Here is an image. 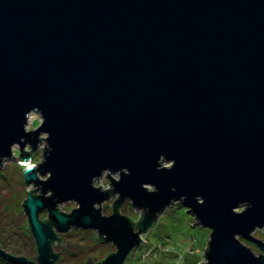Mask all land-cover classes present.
I'll list each match as a JSON object with an SVG mask.
<instances>
[{
	"label": "water",
	"instance_id": "water-1",
	"mask_svg": "<svg viewBox=\"0 0 264 264\" xmlns=\"http://www.w3.org/2000/svg\"><path fill=\"white\" fill-rule=\"evenodd\" d=\"M39 144L21 203L36 264L57 262L51 244L71 227L115 247L103 264H124L147 232L125 201L147 222L189 208L210 230L200 264H264L251 236L264 229V0H0V168ZM104 173L107 191L94 186Z\"/></svg>",
	"mask_w": 264,
	"mask_h": 264
},
{
	"label": "rangeland",
	"instance_id": "rangeland-1",
	"mask_svg": "<svg viewBox=\"0 0 264 264\" xmlns=\"http://www.w3.org/2000/svg\"><path fill=\"white\" fill-rule=\"evenodd\" d=\"M39 124L40 116L31 113L28 117L26 130L31 131ZM42 148L43 144H39L38 150L33 151L31 158L26 162H14L9 159L7 162H3V167L0 168V248L14 257L29 259L34 258L37 253L36 244L28 230V220L21 203L27 197L26 190L34 189L32 185L26 186L23 171L27 167L36 168L43 161ZM22 151L30 152L31 147L27 145ZM19 155V146L12 147V157L17 158ZM111 177L116 179L118 175ZM101 185L104 190L110 187L107 173H104L102 178L94 183L95 187ZM32 195H40L39 190L36 193L32 192ZM116 198L117 196H112L101 205L103 216L112 215L111 204ZM58 208L68 214L76 209L77 205L68 202L58 205ZM188 210L189 208L180 202L166 207L161 215L157 216L154 228L139 236L145 245L141 246L142 242H140L138 247L133 249L125 259L124 264H200L205 262L204 253L210 230L201 227L200 224L194 225V217L188 214ZM119 211L121 215L127 216L133 221H137L141 213V210L134 209L129 201L123 202ZM237 211L241 212L242 209L239 208ZM39 219L46 220L47 212H41ZM57 235L63 242H60L61 244L54 243V252L59 253L60 258L55 264H86L88 259H91L95 264L116 250L112 244L100 241L98 234L93 230L71 227L66 233ZM251 236L264 242V229H256ZM239 240L256 256L262 254L254 243L242 238ZM0 264L15 263L0 258Z\"/></svg>",
	"mask_w": 264,
	"mask_h": 264
},
{
	"label": "trees",
	"instance_id": "trees-1",
	"mask_svg": "<svg viewBox=\"0 0 264 264\" xmlns=\"http://www.w3.org/2000/svg\"><path fill=\"white\" fill-rule=\"evenodd\" d=\"M118 212H119V211H118ZM119 213H120V212H119ZM128 219L132 222L133 227L135 228V231H137V230H136V229H137V224L140 223V222L146 224V230H145V232H146V231H149V230H151V229H153V228H154V225H155V221L147 222V220L144 218V216H142L137 222L131 220L130 218H128ZM43 222H45V223H49L48 220H43ZM130 254H131V253H130ZM130 254H129V255H130Z\"/></svg>",
	"mask_w": 264,
	"mask_h": 264
},
{
	"label": "flooded vegetation",
	"instance_id": "flooded-vegetation-1",
	"mask_svg": "<svg viewBox=\"0 0 264 264\" xmlns=\"http://www.w3.org/2000/svg\"><path fill=\"white\" fill-rule=\"evenodd\" d=\"M48 224H50V223H48ZM56 237H57V239L54 241V242H52V244H51V247H52V251L54 252V248H55V246H54V243L55 242H58L60 239H59V237H58V235L56 234ZM116 251V250H115ZM55 253V252H54ZM113 253H115V252H112V253H109V254H107L102 260H100V261H98V262H95V264H103V262H104V260L106 259V257L107 256H109V255H111V254H113ZM55 254H57V253H55ZM58 255V257H59V254H57ZM36 257H37V253H36V256L34 257V258H26L28 261H32V262H34L35 264L37 263L36 262ZM60 259V258H59ZM59 261V260H58Z\"/></svg>",
	"mask_w": 264,
	"mask_h": 264
}]
</instances>
